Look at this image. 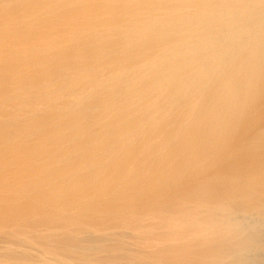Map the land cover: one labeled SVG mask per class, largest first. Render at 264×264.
I'll return each mask as SVG.
<instances>
[{
    "label": "bare ground",
    "instance_id": "1",
    "mask_svg": "<svg viewBox=\"0 0 264 264\" xmlns=\"http://www.w3.org/2000/svg\"><path fill=\"white\" fill-rule=\"evenodd\" d=\"M0 264H264V0H0Z\"/></svg>",
    "mask_w": 264,
    "mask_h": 264
}]
</instances>
